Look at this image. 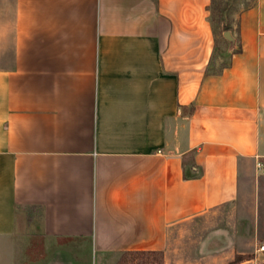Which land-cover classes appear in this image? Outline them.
Here are the masks:
<instances>
[{
	"label": "crops",
	"instance_id": "crops-1",
	"mask_svg": "<svg viewBox=\"0 0 264 264\" xmlns=\"http://www.w3.org/2000/svg\"><path fill=\"white\" fill-rule=\"evenodd\" d=\"M211 3L0 0V264L264 262V0Z\"/></svg>",
	"mask_w": 264,
	"mask_h": 264
},
{
	"label": "rangeland",
	"instance_id": "rangeland-1",
	"mask_svg": "<svg viewBox=\"0 0 264 264\" xmlns=\"http://www.w3.org/2000/svg\"><path fill=\"white\" fill-rule=\"evenodd\" d=\"M218 3V4H217ZM253 3V0H215V4L211 5V13L214 16V20L212 21V25L214 30L216 31L219 38V46L220 48L226 47L228 44L224 41L222 36V32L224 31V26L229 25L232 30H235V26H237V17L239 13L249 7ZM217 4V6H216ZM219 48V50H221ZM28 212H23V215L20 221L17 224V232L20 236L18 238V243L20 247V258L21 262H28L32 260L34 257H38L41 261H46L50 258L53 253H44L43 250V239L37 236V231L39 230V219H35L32 223L27 222L26 216ZM35 235V236H34ZM55 246H53L54 248ZM52 249L51 251H53ZM71 257V256H70ZM120 257V256H119ZM118 257V258H119ZM85 261L86 263H90V255H86ZM46 259V260H45ZM54 257H51V261ZM59 257L55 258L54 264H60ZM230 264V263H228Z\"/></svg>",
	"mask_w": 264,
	"mask_h": 264
},
{
	"label": "trees",
	"instance_id": "trees-1",
	"mask_svg": "<svg viewBox=\"0 0 264 264\" xmlns=\"http://www.w3.org/2000/svg\"><path fill=\"white\" fill-rule=\"evenodd\" d=\"M212 4H215V0H212ZM218 4V3H217ZM216 4V6H217ZM210 18L213 21L214 16L212 13H210ZM231 30V27L229 25L224 26V31ZM240 51V48L238 47L233 51V53H237ZM33 210L36 209V213L41 216V209L37 207H32ZM252 257L251 254H244V255H236L234 260L231 264L248 260ZM115 264H164V256L162 252H156V251H133V252H124L120 255L118 260L115 262ZM264 264V262L259 263Z\"/></svg>",
	"mask_w": 264,
	"mask_h": 264
},
{
	"label": "water",
	"instance_id": "water-1",
	"mask_svg": "<svg viewBox=\"0 0 264 264\" xmlns=\"http://www.w3.org/2000/svg\"><path fill=\"white\" fill-rule=\"evenodd\" d=\"M223 37L229 42L230 48H233L235 46V38L232 36V33L227 30L222 33Z\"/></svg>",
	"mask_w": 264,
	"mask_h": 264
},
{
	"label": "built area",
	"instance_id": "built-area-1",
	"mask_svg": "<svg viewBox=\"0 0 264 264\" xmlns=\"http://www.w3.org/2000/svg\"><path fill=\"white\" fill-rule=\"evenodd\" d=\"M259 252H264V241L260 243L258 249Z\"/></svg>",
	"mask_w": 264,
	"mask_h": 264
}]
</instances>
